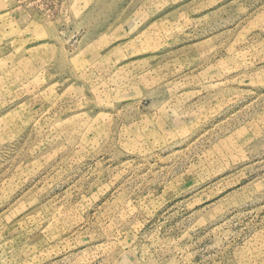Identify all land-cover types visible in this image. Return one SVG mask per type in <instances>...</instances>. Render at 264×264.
<instances>
[{"label":"rangeland","instance_id":"rangeland-1","mask_svg":"<svg viewBox=\"0 0 264 264\" xmlns=\"http://www.w3.org/2000/svg\"><path fill=\"white\" fill-rule=\"evenodd\" d=\"M0 264H264V0H0Z\"/></svg>","mask_w":264,"mask_h":264}]
</instances>
